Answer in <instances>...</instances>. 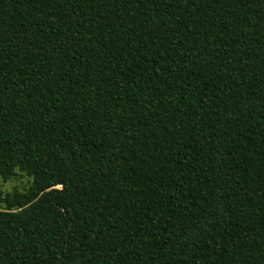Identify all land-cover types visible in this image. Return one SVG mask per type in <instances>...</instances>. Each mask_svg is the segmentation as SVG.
<instances>
[{"label":"trees","instance_id":"1","mask_svg":"<svg viewBox=\"0 0 264 264\" xmlns=\"http://www.w3.org/2000/svg\"><path fill=\"white\" fill-rule=\"evenodd\" d=\"M0 264H264V0H0Z\"/></svg>","mask_w":264,"mask_h":264},{"label":"rangeland","instance_id":"2","mask_svg":"<svg viewBox=\"0 0 264 264\" xmlns=\"http://www.w3.org/2000/svg\"><path fill=\"white\" fill-rule=\"evenodd\" d=\"M30 181L31 179L29 177L25 176L22 173H19L10 181L3 182L2 180H0V191H2L3 193H11L13 190L22 191L29 185ZM1 207L3 206L0 204V208Z\"/></svg>","mask_w":264,"mask_h":264}]
</instances>
